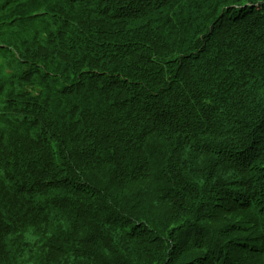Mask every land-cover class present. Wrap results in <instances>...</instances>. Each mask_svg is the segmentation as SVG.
Instances as JSON below:
<instances>
[{
    "label": "trees",
    "instance_id": "trees-1",
    "mask_svg": "<svg viewBox=\"0 0 264 264\" xmlns=\"http://www.w3.org/2000/svg\"><path fill=\"white\" fill-rule=\"evenodd\" d=\"M59 1L0 0V264H264V0Z\"/></svg>",
    "mask_w": 264,
    "mask_h": 264
}]
</instances>
